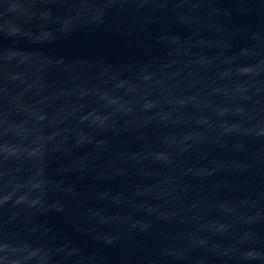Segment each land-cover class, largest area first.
<instances>
[{"label":"water","instance_id":"1","mask_svg":"<svg viewBox=\"0 0 264 264\" xmlns=\"http://www.w3.org/2000/svg\"><path fill=\"white\" fill-rule=\"evenodd\" d=\"M0 264H264V0H0Z\"/></svg>","mask_w":264,"mask_h":264}]
</instances>
